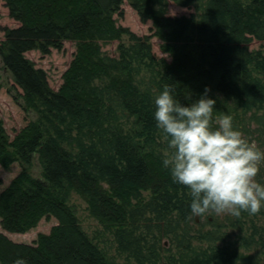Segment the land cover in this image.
<instances>
[{
	"label": "trees",
	"instance_id": "16d2710c",
	"mask_svg": "<svg viewBox=\"0 0 264 264\" xmlns=\"http://www.w3.org/2000/svg\"><path fill=\"white\" fill-rule=\"evenodd\" d=\"M129 1L143 23L152 21V34L140 37L117 25L114 16L123 15L125 0H6L19 26L6 30L0 53L39 119L13 138L0 121V164L22 167L0 193V225L23 234L43 219L57 224L32 243L0 231V264L18 258L25 264H121L85 232L68 203L73 192L113 235L118 254L136 264H264V226L255 223L264 220L261 208L223 220L244 232L239 246L254 255L231 251L215 233L190 225V193L163 165L167 137L153 115L154 96L166 83L185 103L210 87L218 111L235 120L240 110L264 106V47L251 49L254 41L264 42V0H172L199 9L179 17L169 15V0ZM125 34L131 44H121L118 57L103 54L100 41ZM154 37L167 58L154 54ZM67 40L77 42V51L55 91L26 53L49 54ZM121 119L131 120L132 128ZM35 155L42 179L29 173ZM263 175L264 169L262 185Z\"/></svg>",
	"mask_w": 264,
	"mask_h": 264
},
{
	"label": "clouds",
	"instance_id": "9594fccd",
	"mask_svg": "<svg viewBox=\"0 0 264 264\" xmlns=\"http://www.w3.org/2000/svg\"><path fill=\"white\" fill-rule=\"evenodd\" d=\"M206 87L198 99L183 102L173 84H164L154 96L156 126L167 137L163 165L174 182L186 186L190 208L241 215L264 205V147L234 124L231 114L219 112ZM191 95V94H190ZM15 264H25L18 258Z\"/></svg>",
	"mask_w": 264,
	"mask_h": 264
},
{
	"label": "rangeland",
	"instance_id": "374dc122",
	"mask_svg": "<svg viewBox=\"0 0 264 264\" xmlns=\"http://www.w3.org/2000/svg\"><path fill=\"white\" fill-rule=\"evenodd\" d=\"M123 15L115 14L117 25L127 29L129 32L143 37L152 34V21L143 23L137 11L131 6L129 0H125L122 6ZM169 15L172 17L190 16L197 13L199 9L197 5L191 8L177 6L172 0L168 2ZM19 26V22L10 16L9 9L6 6V0H0V48L5 41L6 30ZM153 52L157 57H168L161 51V40L154 37L151 40ZM121 44L129 46L131 44V36L125 34L119 40L110 42L100 41L103 54L118 57V47ZM264 47V42L254 41L251 44L252 50H258ZM77 51V42L72 40L64 41L61 49L53 48L49 54H43L39 50H33L26 53V57L30 59L37 68L43 69L49 79L50 86L53 90L58 91L63 84V75L69 68ZM99 82V81H98ZM23 90L16 84L15 78L11 71L5 66L0 53V121L3 122L7 132L13 138L22 128L30 122H35L39 119L37 110L29 106L23 96ZM239 119H233L234 124L239 127L247 137L256 140L261 147H264V106L261 109H254L247 114L244 111H239ZM120 123L126 129L132 128L131 120L121 119ZM264 169V168H262ZM22 167L15 163L8 168H4L0 164V193L7 188L13 179L20 174ZM29 173L35 177L42 179L43 169L39 160V156L35 155ZM261 174V172H260ZM264 180V175L262 177ZM150 192H144V197L149 198ZM68 203L74 211L87 234L91 238H95V242L107 253L111 258H115L121 264H136L133 260H127L125 256L118 254L113 235L109 232H103L104 228L93 218L88 210L86 201L78 194L71 193ZM261 213L264 212V205L261 206ZM260 214V213H259ZM230 214H218L214 211H208L204 214H193L190 225L195 230H201L204 233L212 232L217 237L223 239L222 246L231 247V251H236L242 254H256L257 251H246L239 246V239L245 236L244 232L239 229H230L226 227L223 221ZM253 218H251L252 220ZM255 220V219H254ZM259 226H264V220L260 219ZM57 224V221L52 218L50 220L43 219L35 229L23 234L5 232L1 225L0 231L4 232L10 239L19 243H32L37 239L40 233L48 234L51 228ZM100 236V237H99ZM98 237V239H97ZM165 248L172 247L169 240H164ZM198 246V245H197ZM175 249L173 250L174 253Z\"/></svg>",
	"mask_w": 264,
	"mask_h": 264
}]
</instances>
